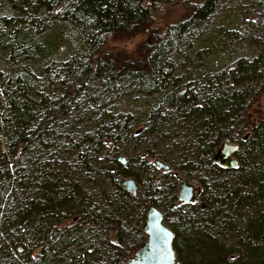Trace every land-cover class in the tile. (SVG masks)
<instances>
[{
    "label": "trees",
    "instance_id": "trees-1",
    "mask_svg": "<svg viewBox=\"0 0 264 264\" xmlns=\"http://www.w3.org/2000/svg\"><path fill=\"white\" fill-rule=\"evenodd\" d=\"M4 2L14 7L21 3L20 0H0V5ZM182 2L190 7L188 14L166 25L164 29L157 30L155 12L158 8ZM40 5L45 6L49 14L32 15L28 19L23 17V21L28 20L26 29L15 30L9 19L11 17L3 18L11 29H4L0 25V47L10 49L6 57L24 59L34 56L35 51L46 44L39 33L41 27H45L42 25L48 23L53 26L52 22L60 19L79 32L82 52L63 62L68 80L65 79L64 89L55 93L39 94L22 74L12 71L0 74V129L3 130L1 136L6 144L0 156V187L7 177L17 176L23 170L22 161L32 152V148L39 145L43 151L47 149L48 145L43 141L51 132L53 124L69 114L81 95L94 94L97 84L109 90L132 83L142 94L150 96L159 92L156 88L157 79L163 67L169 64L172 52L184 41L192 27L201 25L216 11L218 0H37L33 9L38 11ZM139 32L144 33L145 38L136 53L119 56L106 48L112 36ZM34 35L35 38H32ZM241 63L243 61H239L240 68ZM249 66V69L246 67L240 71L253 73L256 68L254 61ZM263 91L262 86L253 100L245 104L244 92L223 88L206 94L187 81L181 82L162 91L155 102L144 103L146 107L137 114L140 118H136L138 120L132 125L113 119L100 125L96 122L93 128L80 135L73 134L72 139L80 150L85 169L106 176L130 202L137 203V209L142 206L141 219H147L150 205L160 206L166 220L177 218L174 219L173 245L178 260H181L180 264H264V249L261 256L255 254L258 246L256 241L264 238V212L256 210L247 221L251 237H244V240L240 238V244L237 241L236 247L231 246L220 230L212 226L214 216L207 218L198 206L189 207L187 202L180 203L177 180L172 172L166 173L170 176H166V179L158 177V168L152 162L145 156L132 158L129 155L132 151L129 150V154L123 155L125 159H122L116 143L118 137L127 134L143 142L147 131L168 119L172 110L176 112L179 109L187 119L196 120L195 124L202 127L197 132V148L194 150L198 160L219 172H238L240 161L238 166L226 162L217 146L229 132L232 139L242 142V146L235 151L241 158H246L244 154H251V150H264V113L257 120L252 110L249 111ZM4 101L8 102L7 109ZM143 121L148 122L147 127L140 125ZM229 124L232 125V132L225 130ZM249 134L252 138L255 136L257 141L251 142ZM54 149L55 146L53 152ZM247 170L250 174L246 175L257 183V188L249 195L242 194L245 178L237 179L236 182L235 179H224L213 186L215 193L212 195L223 191L221 200L226 202L225 207H235L230 212L238 215L244 213L247 201L252 199V203L256 204L255 200L264 192V163ZM146 174L148 177L143 195L139 196L138 191L134 193L124 187L123 180L129 177L134 178L139 187L142 185L139 181L145 179ZM38 180L43 187L42 193L26 202L23 211L15 212L14 217L6 215L1 221L4 228L2 232L7 234L9 243L4 241L3 245L0 244V264H125L129 247L140 246L146 240L147 234L142 229V223L137 233V227L134 230L123 226V217L127 215L121 216V206L113 211H109L111 206L106 207L108 203L89 208L85 190L80 189L77 183L71 184L70 179L64 182L52 179L47 169ZM135 213L134 210L132 214ZM227 215L219 228L227 227L223 224L232 219L229 211ZM71 218H74L73 224H66ZM63 224L66 226L61 227ZM95 229L104 238L103 251L111 255L108 259L93 242H83L85 234ZM251 230L254 235L250 233ZM28 240L35 246L30 247ZM17 243H23L24 249H14ZM7 253L18 259L14 257V262H8L5 257Z\"/></svg>",
    "mask_w": 264,
    "mask_h": 264
},
{
    "label": "rangeland",
    "instance_id": "rangeland-1",
    "mask_svg": "<svg viewBox=\"0 0 264 264\" xmlns=\"http://www.w3.org/2000/svg\"><path fill=\"white\" fill-rule=\"evenodd\" d=\"M20 1L22 3H20L21 7L10 6L8 2L0 5V25L2 28H9L3 19L4 17H11L9 19H11L16 30L26 29L28 26V20L23 21V17L28 19L32 15L49 14L45 6L40 5L38 11L35 8L33 9L37 0ZM189 11L190 7L185 6L183 2L161 5L155 12L156 29H164L166 25L185 17ZM51 25L53 26H49L48 23L42 25L45 27H41L39 33L43 36L42 41H45L46 44L43 42L45 45L35 51V55L31 58H7L10 49L0 47V74L12 71L14 74L24 75L25 81L32 85L33 89L39 94L55 93L64 89L65 81L68 78L63 68V62L75 54H81L82 39L75 27L65 23L62 19L58 22L54 20ZM32 38H35V35ZM144 38L145 34L141 32L117 34L108 39L106 48L115 51L119 56L131 55L138 51L139 44ZM33 49H35L34 46ZM41 52H43V55H41ZM239 61H243L241 68L238 65ZM253 61L256 65L253 73L248 74L249 72L240 71L241 69L245 70L246 67L249 69V65ZM161 72L156 83L159 92H155V94L150 96L142 94L136 85L132 83L109 90L103 88L101 84H97L94 94L90 96L81 95L69 114L53 124L51 132L46 135L43 141L48 145L47 149L43 151L39 145L32 148V152L28 153L22 161L21 167H23V170L17 176L7 177L0 187L1 245L4 241L9 243L7 242V234L4 235L2 232L4 228L1 221L6 215L14 217L19 210L23 211L25 205H27L26 202L36 199L42 193L43 187L40 186L38 179H41V175L46 169L48 173L52 174V179L61 180L62 182L70 179L71 184L77 183L79 188L81 187L80 189L85 190L89 208L98 205L105 206L108 203L106 207L111 206L109 211H113V209H119L121 206V216L127 215L123 217V226L134 230L137 227V233L138 227L142 223L143 229L146 224V220L141 219L143 207L138 206L137 209V203L130 202L124 196L122 190L106 176L90 173L85 169L81 161L80 150L77 148L74 139H72L73 134L80 135V133L93 128L96 122L100 125L108 122L109 119L132 125L138 120L136 118H140V115L137 114L146 107L144 103L155 102L162 91L185 81L206 94L221 91L223 88L228 89V91L244 92L243 102L248 104L256 96L259 89L262 86L264 87L263 0H218L216 11L201 25L190 29L184 41L178 44L172 52L169 64L165 65ZM7 104L8 102L4 101L6 109ZM251 110L257 120L259 115L264 113V91L258 101H254L249 111ZM180 111L182 110L177 109L176 112L172 110L168 119L147 131L143 142H140L139 138L136 139L131 134L118 137L116 143L120 148V153L122 156L127 155L129 150L132 151L129 154L132 158L145 156L158 168L156 170L158 177H165L166 179V176H169L166 173L168 171L172 172L173 177L177 180L178 197L181 195L183 185H191L194 188V195L187 202L188 206H198L207 218L214 216L211 220L213 222L212 226L220 230L223 238L226 237L231 246L236 247L240 238L244 240V237H251L248 232L249 223L247 221H249V218L256 210L264 212V192L261 197L255 200L257 201L256 204L252 203L254 202L252 199L247 201L244 213L238 215L233 211L230 212L235 207L232 209L225 207L226 202L221 200L223 191H218L217 196L212 195L213 192L215 193L213 186L224 179H235L234 182H236L237 179L245 178L246 180L242 184V194L245 196L255 191L257 183L253 180L254 178L246 175L250 174L247 169L249 167H260L264 163V150L261 152L260 149H255V151L250 149L251 154L247 155L245 153L246 158L243 159L235 153L236 149L242 146V142L232 139L229 135L231 133L227 132L226 135L228 134V136L225 135L219 141L217 148L221 149L225 141L234 144L235 151L232 153V158L237 159L238 164L236 166L239 165L240 161L241 168H239L240 172H219L207 163L200 162L196 157L194 151L197 148L196 137L197 132L202 127L195 124L196 120L193 122V119H187L185 114ZM140 125L147 127L148 122L143 121ZM229 125L225 130L228 131L229 129L232 132V125ZM1 133H3L2 129H0V156L6 149L5 139L1 136ZM249 136L252 138L251 134ZM253 141H257L255 136L251 142ZM54 146L56 149L53 152ZM158 160L168 163L169 167L159 164ZM36 175L39 176L35 178ZM147 177L146 174L145 179L139 181L142 184L137 187V195L139 196L145 193ZM229 186H231V183ZM124 187L128 189L126 185ZM179 201L181 204L186 202L183 198ZM158 207L162 209L160 206ZM134 210L136 213L132 214ZM228 211L232 219L223 224L227 227L219 228V224L226 220ZM219 212L220 214L215 216ZM174 219L177 218L166 220L164 216L165 224L173 231L176 225ZM67 222L66 224H73L74 218L69 219ZM66 224L61 227L66 226ZM250 233L254 235L252 230ZM103 239L102 234L95 229L85 234L83 242H93L99 251L102 249V255L108 259L111 255L110 252L103 251L105 249ZM28 241L30 247L35 246L33 242ZM256 245L258 246L255 254L261 256L264 249V238L256 241ZM140 246L129 247L125 264ZM23 247V243H17L14 249L23 250ZM35 251L37 252V250ZM5 257L10 262L16 256L7 253ZM180 263L181 260H178L176 253L175 264Z\"/></svg>",
    "mask_w": 264,
    "mask_h": 264
},
{
    "label": "water",
    "instance_id": "water-1",
    "mask_svg": "<svg viewBox=\"0 0 264 264\" xmlns=\"http://www.w3.org/2000/svg\"><path fill=\"white\" fill-rule=\"evenodd\" d=\"M235 151V145L225 141L221 148V153L226 162L231 165H237L236 158H232ZM125 159V157H121ZM164 167H169L167 163L161 160L157 161ZM123 184L130 191L137 193L138 184L134 178H125ZM194 195V188L191 185H183L181 189V198L188 202ZM144 231L147 234L143 244L135 250L133 256L128 258L127 264H175L176 251L173 246L174 231L165 224L164 213L162 209L155 205H150Z\"/></svg>",
    "mask_w": 264,
    "mask_h": 264
},
{
    "label": "bare ground",
    "instance_id": "bare-ground-1",
    "mask_svg": "<svg viewBox=\"0 0 264 264\" xmlns=\"http://www.w3.org/2000/svg\"><path fill=\"white\" fill-rule=\"evenodd\" d=\"M147 215H148V212H147Z\"/></svg>",
    "mask_w": 264,
    "mask_h": 264
}]
</instances>
